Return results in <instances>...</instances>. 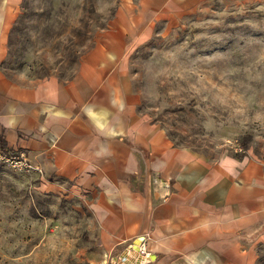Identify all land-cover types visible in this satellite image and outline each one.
<instances>
[{
	"label": "crops",
	"instance_id": "obj_1",
	"mask_svg": "<svg viewBox=\"0 0 264 264\" xmlns=\"http://www.w3.org/2000/svg\"><path fill=\"white\" fill-rule=\"evenodd\" d=\"M203 1H124L69 78L32 79L2 69L21 0H0L3 146L23 150L40 168L28 171L36 190L73 196L88 207L98 264L111 263L138 236L143 251L134 264L258 263L264 159L212 158L175 145L140 112V94L125 71L129 38H145L156 21Z\"/></svg>",
	"mask_w": 264,
	"mask_h": 264
},
{
	"label": "rangeland",
	"instance_id": "obj_2",
	"mask_svg": "<svg viewBox=\"0 0 264 264\" xmlns=\"http://www.w3.org/2000/svg\"><path fill=\"white\" fill-rule=\"evenodd\" d=\"M124 1L132 0H21L2 69L15 78H69ZM126 45L140 112L175 145L264 159V0H204ZM34 186L28 171L0 158V264H98L88 207ZM258 250L264 264V243ZM119 257L109 264H124Z\"/></svg>",
	"mask_w": 264,
	"mask_h": 264
},
{
	"label": "built area",
	"instance_id": "obj_3",
	"mask_svg": "<svg viewBox=\"0 0 264 264\" xmlns=\"http://www.w3.org/2000/svg\"><path fill=\"white\" fill-rule=\"evenodd\" d=\"M241 150V147L239 148ZM8 153V154H6ZM0 158L10 164L12 167L18 168L23 171L36 170L40 171V168L35 167L29 160L27 154L23 150L6 148L5 146H0ZM143 248L141 249V252ZM146 253L145 255H147ZM123 261V260H122ZM124 262V261H123Z\"/></svg>",
	"mask_w": 264,
	"mask_h": 264
},
{
	"label": "bare ground",
	"instance_id": "obj_4",
	"mask_svg": "<svg viewBox=\"0 0 264 264\" xmlns=\"http://www.w3.org/2000/svg\"><path fill=\"white\" fill-rule=\"evenodd\" d=\"M140 243V239H136L135 240V244H137V245H141V244H139ZM139 248H140V251H141V246H139ZM140 251H130V248L128 249H126L125 250V252L123 253V254H121L120 255V257L122 256V255H124V256H126L125 257V262L126 263H128V264H133V263H136V260L138 259V257L140 256ZM141 257V256H140ZM120 261V260H119ZM138 261H140V260H138ZM118 264H121L120 262L118 263Z\"/></svg>",
	"mask_w": 264,
	"mask_h": 264
},
{
	"label": "water",
	"instance_id": "obj_5",
	"mask_svg": "<svg viewBox=\"0 0 264 264\" xmlns=\"http://www.w3.org/2000/svg\"><path fill=\"white\" fill-rule=\"evenodd\" d=\"M136 239H140V243L139 244H141L142 242H143V240H144V236H138V237H136L134 240H132V242L131 243H129L128 245H127V248L129 249L130 248V251H140V248H139V246L140 245H137V244H135V240ZM125 257L126 256H124V255H122L120 258H121V260H123L124 262H125ZM146 257L147 258H152V255L151 254H147L146 255ZM134 264V263H133Z\"/></svg>",
	"mask_w": 264,
	"mask_h": 264
},
{
	"label": "trees",
	"instance_id": "obj_6",
	"mask_svg": "<svg viewBox=\"0 0 264 264\" xmlns=\"http://www.w3.org/2000/svg\"><path fill=\"white\" fill-rule=\"evenodd\" d=\"M3 144H4L3 138L0 137V146H1V145L3 146ZM242 147L245 149V145L242 146ZM244 154H245V153L236 152V153L234 154V156H236V157H240V156H243Z\"/></svg>",
	"mask_w": 264,
	"mask_h": 264
}]
</instances>
